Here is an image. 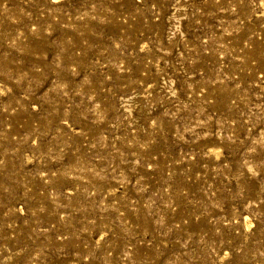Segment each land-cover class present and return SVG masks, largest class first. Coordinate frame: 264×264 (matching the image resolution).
<instances>
[{
  "label": "rangeland",
  "instance_id": "374dc122",
  "mask_svg": "<svg viewBox=\"0 0 264 264\" xmlns=\"http://www.w3.org/2000/svg\"><path fill=\"white\" fill-rule=\"evenodd\" d=\"M0 264H264V0H0Z\"/></svg>",
  "mask_w": 264,
  "mask_h": 264
}]
</instances>
